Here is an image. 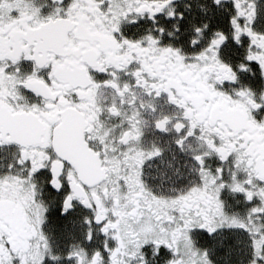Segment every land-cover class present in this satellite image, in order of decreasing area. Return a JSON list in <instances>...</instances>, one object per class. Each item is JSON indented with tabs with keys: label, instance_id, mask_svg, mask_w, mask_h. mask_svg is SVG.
<instances>
[{
	"label": "snow or ice",
	"instance_id": "snow-or-ice-1",
	"mask_svg": "<svg viewBox=\"0 0 264 264\" xmlns=\"http://www.w3.org/2000/svg\"><path fill=\"white\" fill-rule=\"evenodd\" d=\"M0 264H264V0H0Z\"/></svg>",
	"mask_w": 264,
	"mask_h": 264
}]
</instances>
